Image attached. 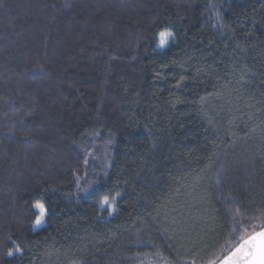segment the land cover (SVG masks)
I'll return each mask as SVG.
<instances>
[{
  "label": "trees",
  "instance_id": "1",
  "mask_svg": "<svg viewBox=\"0 0 264 264\" xmlns=\"http://www.w3.org/2000/svg\"><path fill=\"white\" fill-rule=\"evenodd\" d=\"M262 227L264 0H0V264H214Z\"/></svg>",
  "mask_w": 264,
  "mask_h": 264
},
{
  "label": "snow or ice",
  "instance_id": "2",
  "mask_svg": "<svg viewBox=\"0 0 264 264\" xmlns=\"http://www.w3.org/2000/svg\"><path fill=\"white\" fill-rule=\"evenodd\" d=\"M159 46L166 47L173 38L171 31H160L158 33ZM184 77H181L183 80ZM119 195V193H117ZM102 205H108L109 215L115 212V199L112 198L110 203L109 197L104 196L101 200ZM33 208L38 210V215L35 217V225L43 223L46 215V205L41 201H36ZM19 246H16L15 252H21ZM12 250L7 252L8 256H12ZM220 264H264V228L259 231L252 232L246 239L235 247L228 255H226Z\"/></svg>",
  "mask_w": 264,
  "mask_h": 264
},
{
  "label": "water",
  "instance_id": "3",
  "mask_svg": "<svg viewBox=\"0 0 264 264\" xmlns=\"http://www.w3.org/2000/svg\"><path fill=\"white\" fill-rule=\"evenodd\" d=\"M262 228H264V227H262ZM261 229V228H260ZM260 229H257V230H255V231H259ZM249 236V235H248ZM248 236H246V237H244V239H246ZM244 239H242V240H244ZM242 240L241 241H239L234 247H233V249L235 248V247H237L241 242H242ZM232 249V250H233ZM232 250H230L229 252H227L226 254H224L223 256H222V258L220 259V260H218L216 263H214V264H220V261L226 256V255H228Z\"/></svg>",
  "mask_w": 264,
  "mask_h": 264
},
{
  "label": "rangeland",
  "instance_id": "4",
  "mask_svg": "<svg viewBox=\"0 0 264 264\" xmlns=\"http://www.w3.org/2000/svg\"><path fill=\"white\" fill-rule=\"evenodd\" d=\"M37 211H38V210H37ZM38 214H39V213H38ZM44 224H45V220H44L43 223L40 224V225H35V223H34L33 226H32V229H33V230H39Z\"/></svg>",
  "mask_w": 264,
  "mask_h": 264
}]
</instances>
